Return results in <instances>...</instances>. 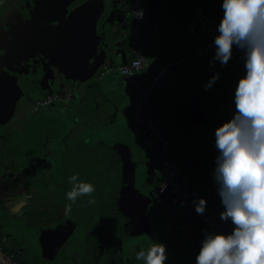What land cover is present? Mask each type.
Here are the masks:
<instances>
[{
  "label": "crops",
  "instance_id": "1",
  "mask_svg": "<svg viewBox=\"0 0 264 264\" xmlns=\"http://www.w3.org/2000/svg\"><path fill=\"white\" fill-rule=\"evenodd\" d=\"M34 2L41 24L48 23L58 36L62 35L75 47L86 50L85 59L84 56L81 59L85 66H80L82 69L77 77L81 81L78 88L82 95H86L85 99L83 96V104L88 120L90 125L98 123L105 129L110 125L112 132L108 135L119 136V184L125 187L127 198L131 192H142L135 185L133 175L134 168L138 164L142 166L144 173H140L139 183L149 193L146 197L144 194L136 195V202L142 207L144 197L150 201L155 197V185L162 189L165 185L163 174H158L156 147L151 143L146 127L134 117L136 92L122 75L112 70L129 58L130 0ZM214 4V0H158L155 18H147L145 22L142 47L148 66L138 77L141 83L151 85L150 112L158 113L161 127L171 140L172 155L179 160L180 184L210 194L215 209L221 202L219 185L213 175L219 155L215 132L233 118L236 112L235 90L246 70L244 52L235 46L227 65L213 59L215 51L204 56L193 55L195 46L213 36L218 29ZM47 16L51 17L49 22L45 20ZM74 63L79 65L76 61ZM106 68L108 71H105ZM217 73L218 79L206 89L209 80ZM121 136L126 141L121 140ZM187 140L192 141L195 147L183 153V143ZM200 148L206 150V154L211 150L216 152L212 156H203ZM134 149L136 155L133 154ZM17 171L13 169L10 174L7 169L0 175L2 248L16 259L17 264H35L36 257L43 262L50 261L51 254L37 250L42 222L31 220L36 219L30 215L31 209H36V206L23 198L24 193L31 189L19 187L18 177L14 179ZM163 195L169 202V196ZM183 200L174 199L172 203L162 204H177V214L180 213L182 218L173 222L179 226L176 227L179 232L176 234L185 235L188 242L184 247L191 246L193 251L190 250L187 256L184 254L185 260L188 257V264H196V256L202 246L197 242H202L210 232L194 219V202L183 204ZM170 215L172 217L173 214ZM218 221L229 234L232 232L234 225L231 220L225 222L219 217ZM185 228L194 230L185 233Z\"/></svg>",
  "mask_w": 264,
  "mask_h": 264
},
{
  "label": "flooded vegetation",
  "instance_id": "2",
  "mask_svg": "<svg viewBox=\"0 0 264 264\" xmlns=\"http://www.w3.org/2000/svg\"><path fill=\"white\" fill-rule=\"evenodd\" d=\"M33 1L34 0H32V2ZM25 6V0L24 2H19V0H1L0 3V142L2 140L9 141V136L11 133L12 135L14 134L15 128L22 126L24 122L22 117L24 115L27 116L30 115L32 111H42V109L45 111L49 109L50 112H70V115L74 117L75 123L69 135H67V138L71 139V136L75 135L79 130L82 131V129H84V133L88 135V129L94 125H90L87 117L88 113L83 104L86 95H82L81 89L78 88L81 81L77 75L81 72V69L79 65L76 66L74 65L75 63L71 61L65 64L64 67L72 74L69 75L66 73L68 71H63V67L56 62V58L53 56L55 53L53 46L55 40L59 39L58 34H56V31L51 28L48 23L44 25L39 22L38 12L33 14L25 12ZM43 52L49 55L44 56L42 54ZM138 80L140 81L139 77ZM53 92L60 93L62 96L47 103L35 104L37 100ZM151 92L152 88L149 92L148 104L145 108V112L152 115L153 113L150 112L149 102ZM64 94L68 97H64ZM54 118L56 117L54 116ZM158 123L163 131L159 118ZM23 125H25V122ZM23 127L30 135V127L27 125ZM163 133L168 140L170 155L177 162L179 172V160L172 155L171 140L164 131ZM115 137V135L111 136L114 141L116 140ZM148 137L151 143L156 147V157L159 163L158 174H163L165 183V175L160 169L158 154L159 145L152 137ZM54 139L53 148H46L42 145V147L40 146L38 148V157L24 154V158L19 164L20 169L23 170L22 176H18L19 187L31 189L30 191L26 190L27 192H25L23 196L27 202H33V189L36 183V174L45 170L48 165L46 157L44 156L46 155L47 159L50 156L56 158L57 153L63 149V144L58 141V139ZM17 141L18 140L15 142ZM111 143H113V141L107 142L108 145ZM0 145L3 146V143H0ZM187 146L190 148L195 147L192 141L187 140L183 143V153L185 152L184 147ZM199 151H203V149L200 148ZM205 151L202 152L204 153L203 156L207 155ZM212 151L216 152L215 150H211L209 155H211ZM108 154H110V158L105 162V166L102 169L100 168L99 172V178H101L106 185V176L111 179L109 182L112 181L113 183L119 181V154L114 152H108ZM62 158L65 162L66 156L64 155ZM75 160L76 159L72 160L73 164L71 166L74 168L72 170L70 169L71 171L66 170V173L69 171V175L67 174V176L70 178L73 175H78L80 181L93 184L96 190L91 197L82 196L78 198L77 201L72 204L71 212L66 214L64 208L67 204L71 203V201L67 199L66 193L72 188L68 179L65 186L58 191V198L61 199L58 218L56 221L51 222L52 224L49 222L50 225L46 224L47 226L45 225L42 227L43 230L40 231V241L37 245V250L40 249L43 253L52 255L51 260L47 261L48 264H60L64 261L70 264H75L74 262H77L76 264H102L99 263L101 257L104 264H110V259H107V256L117 253V243H119L121 239L119 231V202L116 203L114 199H111V195L108 196L110 198H102L103 191L101 182L92 177V172L94 173L95 169L93 168L92 170L86 167L83 162L74 164ZM69 166L70 165H68V167ZM137 167L134 168L133 172V174H135V185L140 188L145 195V190L141 188L143 184L139 183L140 173H144V170L142 167H138L142 170V172H139ZM103 170L105 171V175ZM145 197L144 203L146 201ZM89 199H95L96 203L89 204ZM35 206L37 207L38 205L35 204ZM95 224L102 232L101 243L103 247L99 245L100 248H97V246L88 245L83 248L82 245L84 244L81 242V236H78L77 230L82 225H85L92 228L90 233L97 235L96 229L93 228ZM85 234L83 233V235ZM74 245L83 248L80 257L83 263L79 262V259L74 262L68 259L70 255L66 253L70 249H73ZM68 248L70 249L66 252ZM184 248H189V246ZM190 250H188V252H190ZM191 252L193 251L191 250ZM130 254L131 253H129V255ZM73 255L74 254H72V256ZM183 261L178 263L182 264ZM184 262H186V260Z\"/></svg>",
  "mask_w": 264,
  "mask_h": 264
},
{
  "label": "clouds",
  "instance_id": "3",
  "mask_svg": "<svg viewBox=\"0 0 264 264\" xmlns=\"http://www.w3.org/2000/svg\"><path fill=\"white\" fill-rule=\"evenodd\" d=\"M221 7L213 59L227 65L235 46L244 52L246 70L235 90L236 112L215 132L219 155L213 175L225 209L220 218L231 220L234 228L227 235L207 233L196 264H264V0H222ZM217 79L218 73L206 89ZM69 183L72 188L66 196L71 203L65 206L66 214L78 198L91 197L96 190L78 175L71 176ZM205 206L200 199L197 213L203 214ZM135 259L142 264H165L166 246L153 242L147 250L138 251Z\"/></svg>",
  "mask_w": 264,
  "mask_h": 264
},
{
  "label": "rangeland",
  "instance_id": "4",
  "mask_svg": "<svg viewBox=\"0 0 264 264\" xmlns=\"http://www.w3.org/2000/svg\"><path fill=\"white\" fill-rule=\"evenodd\" d=\"M20 1L24 2V0H19V2ZM29 2L28 0H25V12L28 14L36 13L37 10L35 2H32V0H29ZM45 20L49 22L51 17L47 16ZM54 116L56 118H54ZM117 117L118 116H116V118ZM73 118L74 117L70 115L69 111L50 112L49 109H47V111L43 109L42 111H32L30 112V115H24L22 117L25 125L30 127V135L23 127L25 126L23 125V122L21 127L15 128L13 135L11 133L9 136V141L2 140L0 142L3 143V146L0 145V175L7 169H9L11 174L13 168H15L19 171H17L16 175H14V179L18 176H22L23 174V170L20 169L19 164L23 160L24 154H30L33 155V157H38V148L40 146L42 147V145L46 148H53L55 142L54 138L58 139V141L63 144V149L57 153L56 158L50 156L47 159V156H44L46 157V162L48 165L45 170H42L40 173L36 174V183L34 184L33 189V203L34 205L37 204L38 206L36 209H31L30 211V215H32L33 218L36 217V219H33V221L36 220L35 222H42V227H44L46 224H49V222L52 224L51 222L57 220L60 212L59 206L61 207V199L58 198V191L68 182L69 176H67V174L74 168L71 167L73 164L72 160L76 159L74 164L83 162L86 167L91 168L92 170L93 168L95 169L94 173L92 172V177L101 182L103 191L102 198H110L108 196L111 195V199H114L116 203L119 202V231L121 239L119 240V243H117V253L107 256V259H110V264L111 262L112 264H142V262L135 259L136 253L141 249L147 250L153 242L162 243L166 246L168 259L165 264H180L178 262H181L182 260L185 261L184 254L187 256L188 250H190L191 247L184 248V245H186L188 240L186 237H184L185 235L176 234L179 233L176 231V227L179 226L175 225V223L173 224V222H176L179 219L181 220L182 218L180 213L177 214V204L172 206L163 205L162 202H159L154 197L151 201L146 199L145 203H143L141 207V203L136 202V195H141L143 192H131L127 198V193L124 192L125 187L120 185L119 181L113 183L112 181L109 182L111 179L107 176L106 185L101 180V178H99L100 168L102 169L105 166V162L110 158V154H108V152L119 154V136L117 135L115 137L116 140L114 141V139L108 135V132H112L110 129L112 127H110V125L105 130V128L99 126L98 123H95L94 125L97 126H93L88 129L89 136L87 133H84V129H82V131H77V133L71 136V139H69L67 138V135H69L70 130L75 123ZM117 122H119L118 118ZM16 140L18 141L15 142ZM121 140L126 141V139H123V137ZM109 141H113V143L108 145L107 142ZM133 154H137L135 149ZM207 154L210 153L207 152ZM64 155L66 156L65 162L62 158ZM1 163L4 166H2ZM68 165L70 166L68 167ZM139 165L140 164L137 166L142 167ZM138 167L137 170L142 172V170H140ZM66 170H69L68 173H66ZM103 173L105 175L104 170ZM128 188L132 189L131 186ZM144 193L145 195H149L147 191H144ZM206 194L210 198L211 213H213L215 220L218 221L221 212L225 210L224 206L220 202L219 206L215 207L214 209L212 205V196L208 193ZM188 201L191 202L192 199L187 198L183 200V204ZM171 213L173 214L172 217L170 215ZM93 228L96 229L97 235L90 233L92 228L88 226L82 225L78 228L77 234L78 236H81V242L84 244L82 245L83 248L85 246L87 247L88 245L97 246V248H100L99 245L102 246V232L97 228L96 224ZM184 230L186 231L185 233H191L194 229L185 228ZM83 233L86 234L83 235ZM197 245H202V242L198 241ZM83 248H80L78 245H74L73 249L68 248L66 250L67 252L70 249L66 253L70 255L68 259L72 260L73 262L75 260L78 261L79 259V262H81L82 258L80 257L82 255ZM129 253H131V256ZM31 254L32 256H35L33 253ZM72 254L74 255L72 256ZM15 260L16 259H14V261ZM36 260L37 261L35 264H48L47 262H43L40 258L38 259L36 257ZM74 263L76 264L77 262ZM99 263L104 264L102 257ZM184 263L188 264V260L186 262H182V264ZM60 264L70 263L64 261Z\"/></svg>",
  "mask_w": 264,
  "mask_h": 264
},
{
  "label": "built area",
  "instance_id": "5",
  "mask_svg": "<svg viewBox=\"0 0 264 264\" xmlns=\"http://www.w3.org/2000/svg\"><path fill=\"white\" fill-rule=\"evenodd\" d=\"M148 1L149 0H130L128 27L129 58L112 70H115L122 75L126 82L131 85L136 92L137 98L134 105V117L138 123L145 125L149 136L152 137L159 145V162L160 169L165 175L164 184L170 188L171 193L177 198L192 199L195 206V219L203 224L210 233L227 235L229 233L225 230L221 223L215 220L213 213H211V202L208 195L196 188L180 184L178 177V165L175 159L170 155L168 140L159 126L158 118L152 116L148 112H145L151 85L141 83L138 80V76L148 66L147 58L142 47V34L145 22L148 18L146 10V4ZM214 1V6L217 12V22L219 25L223 17V10L221 7L222 0ZM141 12L143 13L142 18L139 17ZM217 35H219L218 29L213 36L204 39L201 43L195 46L193 55L204 56L212 51H215L214 39ZM105 71H108V68H106ZM61 96L62 95L60 93L53 92L44 96L40 100H37L35 104L47 103L49 101L56 100ZM63 96L66 98L68 97L66 94ZM200 199H204L206 201L205 211L203 214H199L196 211V205L199 203ZM0 264H16L13 256L3 250L1 241Z\"/></svg>",
  "mask_w": 264,
  "mask_h": 264
},
{
  "label": "water",
  "instance_id": "6",
  "mask_svg": "<svg viewBox=\"0 0 264 264\" xmlns=\"http://www.w3.org/2000/svg\"><path fill=\"white\" fill-rule=\"evenodd\" d=\"M157 5H158V0H149L147 2L146 10H147V14H148V19H154L155 18ZM61 36H58L59 39L57 41H55L54 46H53V49L55 50V53H54L53 56L56 58V62L59 63V65L61 67H63V71H65V72L68 71V69H66L64 67V65L67 64L68 62L73 61V60L76 61L77 64H79V67L80 66L84 67L85 64L84 63H80V61L82 59V56H84L83 58L85 59L86 50L85 49H81L79 47H75L69 41V39H67L65 37H61ZM42 54L44 56L45 55L46 56L49 55L46 52H43ZM81 67H80V69H82ZM152 116L158 117L159 115H158V113L157 114L153 113ZM147 135L149 136L148 132H147ZM184 148H185V151H187V150L189 151L191 149L188 146L184 147ZM213 154H214V151H212L211 156ZM153 190H154L153 192L155 194V199L156 200L160 199L163 203H172L174 199L179 200V201L182 200L180 198H177L174 194H172L171 191H170V188L168 186H166V185H165V189H162L161 186L159 187L158 185H155ZM164 193L169 196V198H170L169 202L165 200L164 195H163ZM149 197L152 198L151 196H149Z\"/></svg>",
  "mask_w": 264,
  "mask_h": 264
},
{
  "label": "trees",
  "instance_id": "7",
  "mask_svg": "<svg viewBox=\"0 0 264 264\" xmlns=\"http://www.w3.org/2000/svg\"><path fill=\"white\" fill-rule=\"evenodd\" d=\"M194 210H195V209H194ZM193 217H194V212H193ZM194 219H195V217H194ZM198 223H199V226L202 227V228L204 229L205 226H204L203 224H201L200 222H198ZM205 229H206V227H205Z\"/></svg>",
  "mask_w": 264,
  "mask_h": 264
}]
</instances>
